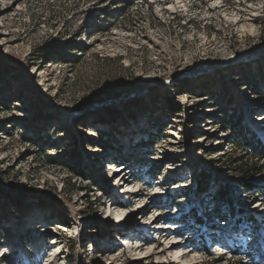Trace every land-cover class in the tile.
<instances>
[{"label":"rangeland","instance_id":"374dc122","mask_svg":"<svg viewBox=\"0 0 264 264\" xmlns=\"http://www.w3.org/2000/svg\"><path fill=\"white\" fill-rule=\"evenodd\" d=\"M258 72L264 0H0V264H264Z\"/></svg>","mask_w":264,"mask_h":264},{"label":"trees","instance_id":"16d2710c","mask_svg":"<svg viewBox=\"0 0 264 264\" xmlns=\"http://www.w3.org/2000/svg\"><path fill=\"white\" fill-rule=\"evenodd\" d=\"M113 2L117 6H122L123 8H126L130 6L132 0H113ZM255 77L253 75L248 78H245V81L242 82V85L245 88H249L250 91L256 96H259V97L264 96V73L261 74L260 72H258V74H256ZM179 82L180 83L178 84V86L185 87L187 86L188 79L186 77H183V78H180ZM230 104H231V99L228 98L225 101L224 108L226 109ZM224 114L225 116H227V109L225 110ZM230 118L232 119V121H229L230 123L228 122V124L225 126V131L231 134L233 144L236 146H241L242 148L248 149L249 151H251L255 159L259 160V156L262 155V147H261L262 142H263L262 136L259 135L257 137L253 133L252 129L245 128L239 116L236 117L235 119H234V116L233 117L230 116ZM248 131L250 132L248 133ZM248 134H250L249 137H248ZM151 138H153V135H151ZM150 140L151 139L148 140L149 143H151ZM253 141L256 143V145L251 144ZM142 142L143 141H140V144H142V146L147 145V143H142ZM258 165L259 163L257 162L250 164L249 167L247 166V164L241 165V169H239V173L241 177L244 180H250L257 176L261 177L262 169L259 168ZM208 181H209L208 174L203 172V174L196 176L193 184L185 186L184 189H182V191L185 192V195L187 196H192L194 199L201 198L202 200L206 196H208V194H206ZM242 186L243 188L247 190H249L251 187L250 183H246V182L242 183ZM212 198L213 199L219 198L218 202H222L223 204H228V206L231 204L228 199V194H227L226 189L225 190L220 189L217 193L213 195ZM92 204L95 205L94 202ZM238 212L239 210L236 211V213ZM205 222L206 221L201 218L198 219L199 225H204ZM103 230L105 232H109L110 226H106L105 228H103ZM67 263H70V261L67 260Z\"/></svg>","mask_w":264,"mask_h":264},{"label":"bare ground","instance_id":"6f19581e","mask_svg":"<svg viewBox=\"0 0 264 264\" xmlns=\"http://www.w3.org/2000/svg\"><path fill=\"white\" fill-rule=\"evenodd\" d=\"M263 120V119H262ZM120 169L118 170V172H115L114 171V169H112V168H110V170L109 171H111L110 173H111V175L113 174V176H112V178H114V179H118L120 176H122L123 174H124V172H125V170H126V168H122V167H119ZM117 174V175H116ZM123 178L124 177H122L120 180H119V183L121 184L122 183V181H123ZM127 181H123V183H126ZM177 245H179L177 242L176 243H171L170 244V246H168L169 248L167 249V251H169V250H171V249H173V248H175V246H177ZM141 247H142V245H140L137 249H141ZM166 250V249H165ZM164 252V251H163ZM162 252V253H163ZM185 257H182L181 258V260H183ZM190 262V261H189Z\"/></svg>","mask_w":264,"mask_h":264}]
</instances>
